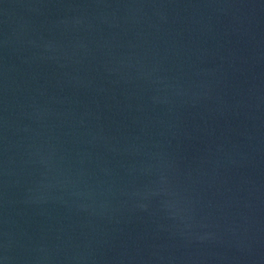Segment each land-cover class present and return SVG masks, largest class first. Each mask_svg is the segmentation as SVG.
I'll return each instance as SVG.
<instances>
[{
  "label": "water",
  "instance_id": "water-1",
  "mask_svg": "<svg viewBox=\"0 0 264 264\" xmlns=\"http://www.w3.org/2000/svg\"><path fill=\"white\" fill-rule=\"evenodd\" d=\"M0 264H264V0H0Z\"/></svg>",
  "mask_w": 264,
  "mask_h": 264
}]
</instances>
